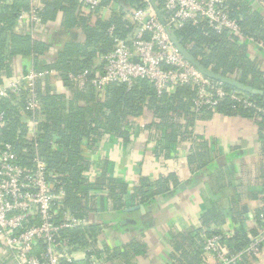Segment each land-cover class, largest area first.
Wrapping results in <instances>:
<instances>
[{
    "label": "trees",
    "instance_id": "1",
    "mask_svg": "<svg viewBox=\"0 0 264 264\" xmlns=\"http://www.w3.org/2000/svg\"><path fill=\"white\" fill-rule=\"evenodd\" d=\"M100 1V7L93 13H100L114 2ZM119 1L124 6L112 13L110 20L98 18L92 25L87 16L76 15L75 9L84 7L80 0H41L43 9L38 15L43 29L46 21L54 20L59 13H63L68 27L77 25L83 28V42L65 45L54 62L45 59L50 49L47 42L42 41L43 35L33 39L16 31L18 16L21 11L30 10V0H5L0 10V84L13 75L12 65L17 58L32 63L33 72H49L37 79L32 87L24 86L19 96L12 94L0 101V113L5 117L0 143L11 145L25 168H32L36 159L43 161L48 180L54 184L56 193L60 190L64 193L62 210L82 222V226L63 230L59 236L69 241L72 248L69 253L85 251L86 261L63 260L61 264H89L90 256L103 257L105 264L118 261L132 264V260L147 252L146 244L135 239L125 247L110 248L106 244L105 248L99 247L97 241L105 238V231L108 228L119 231L120 226L115 225L117 218L101 222L96 216L105 213L112 219L127 214L125 209L130 201L149 205L157 197L175 191L181 184L178 174L171 173L157 180L142 177L131 188L110 175L111 164L103 166L96 176L88 154L97 151L99 143L116 138L118 142L129 145L139 132H144L149 134L150 141L157 145L156 152L164 159L177 158L178 148L191 145L195 151L190 155L192 164L204 159V168L207 166V147L202 139L194 136L193 129L197 121L211 118L215 113L255 120L264 143V96L243 93L223 85L226 96L216 108L196 110V89L191 85H179L162 95L144 79H134L131 84L111 83L104 89L94 87L92 80L103 72L105 64L96 67L95 60L105 58L113 50L116 39L131 44L138 29L133 14L150 6L148 0ZM155 2L163 11L165 24L175 31L183 46L203 66L229 78L238 76L242 83L264 90V61L260 59V55L264 57V49L257 50L259 56L250 55L252 44L264 47V0H227L228 14L237 21L239 34L227 29L215 30L206 19H199L197 23L186 21L180 27H172L165 0ZM85 72L86 77L82 80L72 78ZM58 78L63 82L62 90L54 87L53 80ZM33 97L40 102L39 110L28 108ZM32 122L37 128L34 134L29 132ZM261 176L262 191L254 199L261 203L255 218L262 224L253 237L264 230V170ZM98 192L105 195L99 196ZM237 199L241 205V200ZM105 203L108 209L104 210ZM234 210L245 220L241 206ZM230 214L231 211L221 214L210 212L204 217L205 228L183 235L200 241L197 255L194 261L189 260L190 264H202L204 240L219 235L220 231H212L210 226L214 223L221 225ZM227 241L233 254L245 251L251 244V238L239 233ZM261 249L264 250V243ZM259 257L244 254L234 264H257Z\"/></svg>",
    "mask_w": 264,
    "mask_h": 264
},
{
    "label": "crops",
    "instance_id": "2",
    "mask_svg": "<svg viewBox=\"0 0 264 264\" xmlns=\"http://www.w3.org/2000/svg\"><path fill=\"white\" fill-rule=\"evenodd\" d=\"M123 6L121 1L114 0L100 13H93L84 7L76 8L75 12L76 15L81 13L87 16L89 23L93 25L98 18L102 21L110 20L112 13ZM30 26L29 21L17 24L16 31L28 35ZM43 30L42 41L47 42L50 49L45 58L49 62H54L65 45L84 40L82 26L68 27L63 13H59L54 20H47ZM256 44H252L251 56H255L257 50L264 49L262 44ZM260 59L264 61L261 55ZM103 64L104 58L95 60L96 67ZM32 66V63L22 58L15 59L12 65L13 75L8 77L5 83L33 72ZM53 82L54 87L63 89L61 79H55ZM197 122L193 129L194 136L202 139L208 150L205 148L207 166L204 168V159L192 164L190 155L195 151L191 149V145L178 148L177 158L164 159L156 152L157 145L150 141L149 134L144 132H139L129 145L111 138L99 143L97 151L89 152L94 175L98 176L103 166L111 164L110 175L126 182L131 188H134L142 177L157 180L161 176L177 173L181 181L175 191L167 196L157 197L149 205L130 201L125 209L127 214L112 219L110 214H98L96 218L99 221L117 218L119 220L115 225L120 226L119 231L108 228L105 238L97 241L99 247L105 248V244L110 248L125 247L138 239L146 244L147 252L132 260V264H190L189 260L194 261L197 255L200 241L184 238L183 235L205 228L204 217L208 213L221 214L223 211H231V214L223 219L221 225L214 223L210 227L212 231L220 230L218 234L223 238L225 245L228 244V239L238 233L247 238L254 236L256 229L262 224L255 218L261 203L254 199V196L262 191L263 179L259 177H262L264 170V143L256 121L215 113L211 118ZM97 194L105 195L100 192ZM237 198L241 200V205L238 204ZM240 206L243 208L245 220L235 214L234 209ZM102 208L108 209L107 204H103ZM86 258V252L78 250L74 252L71 261L84 262ZM259 258L260 262L257 264H264V250ZM0 264H17L2 238ZM116 264L124 263L118 261Z\"/></svg>",
    "mask_w": 264,
    "mask_h": 264
},
{
    "label": "built area",
    "instance_id": "3",
    "mask_svg": "<svg viewBox=\"0 0 264 264\" xmlns=\"http://www.w3.org/2000/svg\"><path fill=\"white\" fill-rule=\"evenodd\" d=\"M91 11L100 7V0H80ZM5 0H0V10ZM30 10L21 11L18 24L29 21L28 35L33 39L42 36L43 24L39 12L41 0H30ZM165 10L170 14V25L180 27L186 21L197 23L206 19L215 30L227 29L239 34V25L230 18L227 0H165ZM138 29L131 44L115 40L113 50L104 58L103 72L92 80V85L104 89L111 83L131 84L134 79L148 80L159 95L174 90L179 85H191L196 89L194 107L214 109L226 96L223 85L212 81L187 62L168 38L166 28L157 18L152 7L139 9L133 14ZM54 73V72H51ZM49 72H30L9 83L0 84V101L12 94L19 96L24 86L32 87L35 81ZM72 77V76H71ZM86 72L72 77L82 80ZM247 103L246 100H244ZM251 106V104L247 103ZM30 110H39L40 102L33 97ZM4 113H0V135L4 125ZM30 134L37 130L30 123ZM63 191L58 193L48 180L43 161L36 159L32 168L19 162L12 146L0 143V238L17 264H61L70 262V243L60 239L63 230H73L82 222L62 210ZM223 238L213 235L204 240L202 264H234L244 254L260 256L264 243V230L251 237L250 246L233 254ZM89 264H105L103 257L90 256Z\"/></svg>",
    "mask_w": 264,
    "mask_h": 264
},
{
    "label": "water",
    "instance_id": "4",
    "mask_svg": "<svg viewBox=\"0 0 264 264\" xmlns=\"http://www.w3.org/2000/svg\"><path fill=\"white\" fill-rule=\"evenodd\" d=\"M116 1V0H115ZM150 3V6L154 10L157 18L161 22L163 26H166L164 20H163V11L160 10L155 2V0H148ZM166 33L168 35V38L170 41L174 44V46L177 48L179 53L183 56V58L189 62L192 66H194L200 74H202L204 77L218 82L222 85H227L230 87H233L237 89L240 92L252 94L256 96H264V90L255 89L247 84L242 83L238 76L234 78H229L227 76H224L220 73H217L205 66H203L197 59H195L192 54L183 46L181 41L176 37L175 31L169 28H166Z\"/></svg>",
    "mask_w": 264,
    "mask_h": 264
}]
</instances>
